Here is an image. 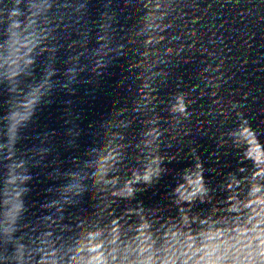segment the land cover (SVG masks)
<instances>
[{"label":"clouds","instance_id":"clouds-1","mask_svg":"<svg viewBox=\"0 0 264 264\" xmlns=\"http://www.w3.org/2000/svg\"><path fill=\"white\" fill-rule=\"evenodd\" d=\"M54 3L55 0H0V85H6L13 96L17 94L22 78L31 76L36 58L42 54L44 43L52 34L49 13L54 8ZM53 75L52 69L46 68L42 81L28 85L25 100L26 103L30 102L29 107L25 108V103L13 102L8 117V143L0 144V151L7 148L9 153L13 152L18 128L33 114L42 97L50 93ZM178 104H183L184 107L178 109ZM171 111L188 115L182 97H177ZM17 114L23 118L20 119ZM114 152L115 163L112 166L121 157L119 149ZM8 167V177L3 189V208L0 211V264H96L92 256L86 253L84 241L79 236L65 241L52 231L45 230L25 241L16 235L20 231L19 222L26 212L24 197L29 191L27 184L31 176L22 163L13 162ZM88 168L92 169L93 182L97 176L109 180L108 168ZM159 175H144L134 183L143 181L150 185ZM87 178V175L81 179L79 174H75L73 182L60 189V199L51 201L50 206L61 212L62 205L70 203L67 198L69 194L78 197L84 193L86 186L83 182ZM116 178L112 177L111 180ZM135 191L132 187L126 195L120 197L131 198ZM203 192L207 195L208 189L204 188ZM88 238L93 239L92 236Z\"/></svg>","mask_w":264,"mask_h":264}]
</instances>
